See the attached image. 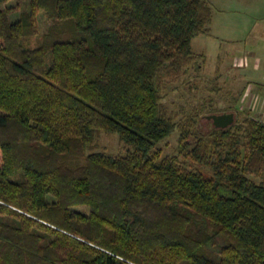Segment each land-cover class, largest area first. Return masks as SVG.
<instances>
[{
	"label": "trees",
	"instance_id": "obj_1",
	"mask_svg": "<svg viewBox=\"0 0 264 264\" xmlns=\"http://www.w3.org/2000/svg\"><path fill=\"white\" fill-rule=\"evenodd\" d=\"M9 1L0 264H264V120L180 128L181 153L208 172L154 149L177 127L167 80L203 70L191 42L210 0H31L17 17ZM40 10L50 23L30 46ZM102 132L125 153L96 151Z\"/></svg>",
	"mask_w": 264,
	"mask_h": 264
},
{
	"label": "rangeland",
	"instance_id": "obj_2",
	"mask_svg": "<svg viewBox=\"0 0 264 264\" xmlns=\"http://www.w3.org/2000/svg\"><path fill=\"white\" fill-rule=\"evenodd\" d=\"M30 1L31 0L9 1L7 5L13 7L12 16L17 17L22 11L30 10ZM250 2L253 6L257 4L258 8L254 10L253 7L249 5ZM227 4L228 6H234L232 9H228L227 15L238 19L243 25L244 32H232V29L227 27L225 32L230 36L229 39H233L231 35L239 34L237 40H222L220 37L212 35H202L195 40V50L202 51L205 54V61L202 67L204 71L200 70L198 72L195 69V64L194 68L192 65H189L187 71H181L182 73L179 76L167 80L168 82L162 90V101L166 105L168 112L172 115L173 121L176 123L177 127H175L169 135L157 142L154 147L157 152L161 153V156L175 155L178 157V160L185 164L199 166L206 172L209 171L207 166L200 165L193 161L188 154L181 153L179 139L180 128L192 123L195 118V127L197 126L203 133L209 131L213 124L206 118V115L210 112L234 111L236 112V119L239 121L245 118V113L251 116L258 115V112L254 111L256 110L255 107H241V103L238 101L240 95H238L237 92L242 88L241 85H233L227 82V85L222 86L220 80L213 81L210 75H214L213 72L218 64L222 65L226 64V62L235 64V57L242 56V53L240 54L237 49H251L253 45H255L256 49H264V0H231ZM43 13V10L38 12L40 33L39 36L31 37L28 43L30 46H36L38 44L40 35L46 30L50 23L47 16ZM221 34L224 33L221 32ZM198 39L200 40L198 41ZM220 49L224 52L223 63L218 58ZM225 52H228L227 57L224 55ZM204 73L210 79L204 77ZM236 73L240 74L239 70H237ZM235 88L237 91L233 92ZM98 143L99 146L95 149L96 151H106L112 154L125 153V146L119 140L116 133L102 132Z\"/></svg>",
	"mask_w": 264,
	"mask_h": 264
},
{
	"label": "crops",
	"instance_id": "obj_3",
	"mask_svg": "<svg viewBox=\"0 0 264 264\" xmlns=\"http://www.w3.org/2000/svg\"><path fill=\"white\" fill-rule=\"evenodd\" d=\"M229 1L231 0H210V5L212 7V19L207 32L193 37L191 46L195 53L204 54L202 51L195 50L194 48V42L197 38H199V36L212 35L220 37L222 40H237L239 34H233L231 35L233 39H229L230 36H228L225 32L227 27L231 28L232 32H244L242 23H240L238 19L227 15L229 11L228 9H232L234 7L228 6L227 3H229ZM249 5L253 7L254 10L258 8L257 4L253 6L250 2ZM221 32L224 34H221ZM199 40L200 39H198V41ZM237 50L240 54L242 53V56L235 57V64L226 62V64H222L223 67L221 64L216 65L213 72L214 75H210V77L213 81L220 80L222 86L227 85L228 83L241 85L242 88L240 87V90L237 91V87L233 90V92L237 91L238 95H240L238 101L241 103V107H255L256 110L254 111L258 112L259 117L264 120V49H256L255 45H253L251 49ZM223 53L224 52L220 49L218 58L222 63L224 58ZM224 55L227 57L228 52H225ZM237 70H239L240 74L236 73ZM204 75L206 78L210 79L205 73Z\"/></svg>",
	"mask_w": 264,
	"mask_h": 264
},
{
	"label": "water",
	"instance_id": "obj_4",
	"mask_svg": "<svg viewBox=\"0 0 264 264\" xmlns=\"http://www.w3.org/2000/svg\"><path fill=\"white\" fill-rule=\"evenodd\" d=\"M206 118L212 122L213 126L225 128L234 123L235 112L234 111L213 112L206 115Z\"/></svg>",
	"mask_w": 264,
	"mask_h": 264
}]
</instances>
